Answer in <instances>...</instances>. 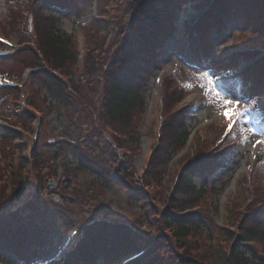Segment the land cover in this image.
<instances>
[{
	"label": "rangeland",
	"instance_id": "374dc122",
	"mask_svg": "<svg viewBox=\"0 0 264 264\" xmlns=\"http://www.w3.org/2000/svg\"><path fill=\"white\" fill-rule=\"evenodd\" d=\"M200 1L190 0L179 8L175 23L179 37L167 41L161 63L149 69L146 91L153 106L150 118L143 119L141 114L138 119L141 143L128 142L129 151L112 165L108 144L120 134L103 115L104 83L100 71L87 72L85 64L87 59L106 60L112 53L119 27L129 26L130 11L126 5L130 0H76L71 9L59 8L54 0H17L20 11L14 14L11 2L0 0V35L15 44L10 57L0 60V81L8 76L19 83L18 90H3L8 93L1 96L5 103L3 109L0 107V116L6 127L5 120L9 122L13 114L19 115L18 126L24 128L8 130L17 131L19 141L0 133V216L17 227L27 218L36 220L37 225L28 228L41 235L36 234L30 241L48 251L42 258L70 236L75 239L70 241L73 244L67 257L74 244L82 243L89 235L73 234L74 229L101 218L93 223L99 226L97 232H102L103 226L110 228V233L118 230L120 227L113 221L122 222L127 228L141 223L142 231L146 227L152 236L150 242L155 245L152 255L159 259L156 264H226L225 253L234 244L252 248L254 255L242 253L244 264H264V235L252 242L242 239L248 227L256 226L254 218L264 208V173L260 170L264 164L255 163L251 155L252 146L256 145L258 155L264 159V96L255 100L250 93L244 94L250 89L233 77L235 69L264 52V27L258 29V22L247 23L246 18L229 22L220 35L213 32L207 39L211 45L207 51L209 61L193 62L182 49L187 37L184 30L187 22L198 26L208 11V5L203 7L198 4ZM47 11L54 12L53 16L45 15ZM257 11L254 7L253 12ZM53 19L59 30L69 36L70 64L62 70L42 60L38 52L40 28L49 26ZM200 37L199 34L194 41ZM0 49L6 48L0 44ZM262 59H255L254 63ZM45 70H57L62 79L58 85L65 100L60 104L54 102L42 77ZM156 77H160V83L155 82ZM165 89L170 91L174 103L186 92L194 91L196 97L171 107L164 103L162 107L160 98L162 93L166 95ZM239 98L247 102L242 103ZM188 107L190 125L198 130L194 140L172 159L162 176L158 170L150 172V166H145L155 146L163 141L162 122L175 110L188 111ZM66 135L78 141L73 144L65 139ZM89 136L99 147L82 143L90 140ZM231 140L236 141L233 162L206 177V193L193 201L196 207L185 211V215L199 217L200 222L186 240V247L180 248L175 227L169 228L159 214H182L173 209V200L179 196L176 182L180 173L199 155L209 156L217 163L229 161ZM79 150L95 160H84L81 168L77 162ZM102 166L114 169L107 176L98 173L104 172ZM117 178L126 185H115ZM51 181L55 182L53 188H49ZM201 181L199 176L195 178L196 184ZM54 197L59 201L55 202ZM228 263L234 264L233 259L229 258Z\"/></svg>",
	"mask_w": 264,
	"mask_h": 264
},
{
	"label": "trees",
	"instance_id": "16d2710c",
	"mask_svg": "<svg viewBox=\"0 0 264 264\" xmlns=\"http://www.w3.org/2000/svg\"><path fill=\"white\" fill-rule=\"evenodd\" d=\"M9 1L12 4V14L18 13L20 10L16 5L17 0ZM54 1L59 8L67 7L70 9L71 5L76 2V0ZM187 1L130 0V4L126 5L130 11L129 26L127 28L119 27L120 30L116 33L112 46V53L106 60L91 59L89 61L87 59L86 61L85 71L88 72L92 69L100 71L104 83L101 98V107L105 113L103 115L108 119L115 133L120 134V137L115 141L117 148L112 141L108 144L110 156L113 154V158L110 157L113 160L112 165L117 160L115 157L116 151L120 150L127 153L129 151L128 142L131 144L137 142L138 144V119L146 110L149 69L163 58V47L175 35L178 10ZM204 3H208V0H205ZM254 7L258 10L257 12H253ZM52 13L54 12L47 11L45 15L51 17L53 16ZM245 18L247 23L255 21L258 22L256 24L258 29L263 28L264 0H214L200 22L205 57H208L207 51L211 49L207 39L213 36V32L220 35L229 22L238 19L244 20ZM51 21L52 23L49 26L38 27V29L40 28L38 37L41 43L39 44L40 49L38 52L42 60L54 66L55 69L62 70L70 64L69 36L59 30L57 20L53 19ZM50 26L51 28L46 29ZM119 35H122L121 40ZM56 72L58 73V71ZM57 73L45 70L42 77L47 83L48 90L54 96V102L60 104V102L65 100V94H63L60 85H58L62 83V79L59 78ZM244 81L251 86L252 90L251 92H243L244 94L250 93L251 97H255L264 92V59L248 73ZM6 91H0V99L3 94L8 93ZM178 91L182 92L181 89ZM165 92V103L171 107L174 103V98H172L170 91L168 92L165 89ZM174 105H176V102ZM25 113L30 114V112ZM189 115L190 112L185 110L175 111L166 118L163 141L155 149L148 162L150 172L158 170L162 176V171L165 172L171 157L187 145L191 134L188 123ZM16 117V121H19V117ZM0 133L6 135L5 137H16V133H12V131H8L5 128H0ZM89 137L90 140H83L82 143L87 142L94 148L99 147L95 139L92 136ZM232 151L230 149L228 153L230 152L231 154ZM79 152L78 159L80 161L78 160V162L81 164V168L84 160H95V157L86 156L81 150ZM200 156L197 161L187 163L177 185L179 196L173 200V209L181 211L182 214L177 212L172 214L169 211L163 213L161 211L159 214L161 219L169 225V228L175 227V237L180 241V248L186 247V240L190 237L192 230L199 227L200 222L199 217L195 219L192 215H185L186 209L197 206L196 202L193 201L196 197L203 196L208 189L206 177L218 170L224 163L223 161L217 163L209 156L206 158L205 156H202V158ZM212 163L215 166L212 167ZM102 168L104 172L98 171V173H103L107 176L114 169L111 166L108 168L102 166ZM260 170L264 173V165ZM197 176L204 179V183L202 182L200 186L195 183ZM113 183L118 187L126 185L121 180ZM131 196L136 200L135 195L131 194ZM259 212V216L254 218L256 226L248 227L242 234L244 241H254V239L262 238V235H264V220L262 219L264 218V209ZM6 219V217L0 216V220H5L0 222V263L13 264L14 261H28L30 252H33L32 249L39 246L30 241V238H34L36 234H39L37 233L38 230L37 232L31 231L28 227L37 225V221L27 218V221L21 227H17L12 221L10 222ZM136 225L139 226V224ZM107 228V226H103L101 228L102 232H97L98 228L96 227L93 228L89 235L86 236L87 240L82 242L77 255H72L67 264H115L119 255L129 252L136 245L135 239L139 236L132 229L122 226V228L114 229V232L110 233V228ZM31 233L34 234L30 236ZM244 251L247 254L253 253L254 255L252 248L234 244L231 253L234 264H244L243 260H241ZM152 254H148L144 259L134 264L156 263V260H159L158 256ZM226 256L227 254L225 253L224 263L226 262L227 264ZM244 258L247 257L244 256ZM174 263L178 264L177 262Z\"/></svg>",
	"mask_w": 264,
	"mask_h": 264
},
{
	"label": "bare ground",
	"instance_id": "6f19581e",
	"mask_svg": "<svg viewBox=\"0 0 264 264\" xmlns=\"http://www.w3.org/2000/svg\"><path fill=\"white\" fill-rule=\"evenodd\" d=\"M254 151L256 152V147H253Z\"/></svg>",
	"mask_w": 264,
	"mask_h": 264
},
{
	"label": "snow or ice",
	"instance_id": "6c2138e0",
	"mask_svg": "<svg viewBox=\"0 0 264 264\" xmlns=\"http://www.w3.org/2000/svg\"><path fill=\"white\" fill-rule=\"evenodd\" d=\"M225 115H227V113H225ZM259 143V142H258Z\"/></svg>",
	"mask_w": 264,
	"mask_h": 264
},
{
	"label": "water",
	"instance_id": "95a60500",
	"mask_svg": "<svg viewBox=\"0 0 264 264\" xmlns=\"http://www.w3.org/2000/svg\"><path fill=\"white\" fill-rule=\"evenodd\" d=\"M54 185L52 184V187H53Z\"/></svg>",
	"mask_w": 264,
	"mask_h": 264
}]
</instances>
